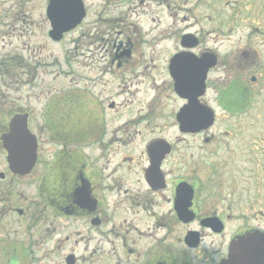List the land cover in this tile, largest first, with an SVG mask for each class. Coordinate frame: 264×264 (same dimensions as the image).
Here are the masks:
<instances>
[{
    "label": "flooded vegetation",
    "instance_id": "flooded-vegetation-1",
    "mask_svg": "<svg viewBox=\"0 0 264 264\" xmlns=\"http://www.w3.org/2000/svg\"><path fill=\"white\" fill-rule=\"evenodd\" d=\"M259 205L264 0H0V264H222Z\"/></svg>",
    "mask_w": 264,
    "mask_h": 264
},
{
    "label": "water",
    "instance_id": "water-1",
    "mask_svg": "<svg viewBox=\"0 0 264 264\" xmlns=\"http://www.w3.org/2000/svg\"><path fill=\"white\" fill-rule=\"evenodd\" d=\"M82 10V5L79 3V11ZM256 234L246 235L235 243L231 248L230 258L222 264H264V253L260 251V249L264 251V240ZM256 242H259V247L255 245ZM251 257H257L258 260L252 262Z\"/></svg>",
    "mask_w": 264,
    "mask_h": 264
},
{
    "label": "rangeland",
    "instance_id": "rangeland-1",
    "mask_svg": "<svg viewBox=\"0 0 264 264\" xmlns=\"http://www.w3.org/2000/svg\"><path fill=\"white\" fill-rule=\"evenodd\" d=\"M56 51H57V53H59V52L61 51V48H57ZM254 132L257 133V129H254ZM261 179H262V178H260V177H259V178L254 177V178H253V180H254L253 185H254V186H257V182H258V180H259V182H260ZM259 209H263V210H264V208H263L261 205H259V206L256 207V210H259Z\"/></svg>",
    "mask_w": 264,
    "mask_h": 264
}]
</instances>
